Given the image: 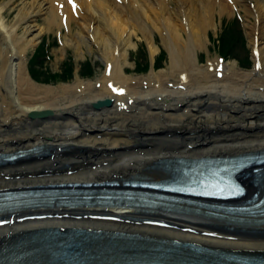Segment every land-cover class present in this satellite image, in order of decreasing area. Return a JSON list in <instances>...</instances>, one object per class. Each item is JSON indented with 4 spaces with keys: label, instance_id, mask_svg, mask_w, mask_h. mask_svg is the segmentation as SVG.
I'll return each instance as SVG.
<instances>
[{
    "label": "bare ground",
    "instance_id": "bare-ground-1",
    "mask_svg": "<svg viewBox=\"0 0 264 264\" xmlns=\"http://www.w3.org/2000/svg\"><path fill=\"white\" fill-rule=\"evenodd\" d=\"M70 1H0V153L35 147L47 152L0 167V191L136 176L158 180L165 172L160 161L264 151V0ZM238 5L254 19L247 25L252 68L218 58L201 65L196 51L206 49L215 16H230ZM11 10L16 12L8 20ZM38 18L44 22L37 24ZM63 25L60 52L70 45L82 57L84 49L94 48L105 64L102 77L61 87L31 78L27 51L44 32L60 33ZM155 35L169 59L159 70L153 68ZM134 37L144 40L151 59L142 77L125 72ZM99 100L111 105L95 109ZM45 110L51 113L45 120L28 118ZM72 231L99 240L133 238L264 255V222L105 206L0 214V254L29 238Z\"/></svg>",
    "mask_w": 264,
    "mask_h": 264
},
{
    "label": "rangeland",
    "instance_id": "rangeland-1",
    "mask_svg": "<svg viewBox=\"0 0 264 264\" xmlns=\"http://www.w3.org/2000/svg\"><path fill=\"white\" fill-rule=\"evenodd\" d=\"M0 1H5V0H0ZM250 4V3H249ZM254 4V2L251 3V6ZM232 14L230 16L228 15H223L219 17L218 15L215 16V21H216V28L214 30L208 29L207 30V35H208V42L206 43V49H199L197 50L196 55H197V60L198 63L201 65H204L208 59H215L218 58L219 56H222L218 54L217 52L219 51L217 49L218 43H217V37L219 34H221L223 28H233L236 26L238 30L241 31L243 38L241 40L237 41L236 43H240L236 46L233 47L232 51L230 52L229 57L223 58L225 59L224 63H230L236 61V65L238 68L243 69L245 71H248L252 68L253 61L251 59V45L249 42V34H248V27L247 25L253 24L254 19L253 17H248V19L244 16L243 9H241V5H238L235 8L230 9ZM16 10H11L7 11V19H12L13 15L15 14ZM36 21L37 24L43 23V19L41 18L37 19ZM233 24L234 26H231ZM62 30L60 33L57 32L55 28H51L47 32H44L42 36L39 38V42L31 49L27 51L26 58H27V69H30L31 72L35 70L38 74L35 76L38 78V82L33 78V80L39 84V85H50V86H58L61 87L62 85L66 84H73L77 83V81L81 82H87L89 81H96V79L102 77L104 75V69H105V64L103 60L100 58V55L98 52L93 48L91 50V53L87 50L84 49V53L82 57L77 56V52L74 49V47L67 45L66 48L64 49L65 51L61 53L60 49L62 48L63 45V34L66 32V28L61 27ZM73 26H72V32H74ZM263 37H264V27H263ZM42 38L48 40V42L51 44L49 49L43 53L40 52L38 55V58H40L38 62V65L36 63L28 62L31 54L33 53L36 49V47L42 42ZM156 40V44L158 46V53L155 54L154 56V61H155V67H153L156 70L162 69L166 66L168 63V51L163 48L162 44L160 43V37L157 35L154 36ZM264 41V38H263ZM133 43L135 44L134 50L129 49L128 52V59H127V65L125 66V72L127 73L126 75L128 76H135V77H142L143 75H146L150 72L151 69V59L149 55V51L147 49L146 43L142 38H136L134 37ZM264 46V42H263ZM42 54V55H41ZM158 55H161L163 57L162 61H160L161 57ZM47 56L48 58H46ZM88 59L87 61L85 59ZM249 62V66H247L244 61L245 59ZM37 61V59H35ZM88 63V65H86ZM42 64V65H41ZM91 64V65H90ZM145 64V65H143ZM82 66V70L79 71V66ZM145 66V67H144ZM92 68L91 71H89V68ZM88 70L86 71V69ZM48 73L49 75H53L55 78L53 82H47L48 78L46 77V74L43 73V70ZM73 70L72 74L70 75L67 70ZM85 70V71H84ZM43 74H42V73ZM58 73V74H57ZM65 73L67 75L63 76ZM85 74V75H83ZM36 78V79H37ZM40 81V82H39ZM203 106V105H201ZM201 107L202 109L205 108ZM207 109V108H206ZM230 133V134H229ZM235 132L231 133L228 132L224 134L225 136H231ZM222 137L221 134H216ZM244 135L246 136H251V134L245 133ZM233 136V135H232ZM240 138V137H238ZM213 139V138H212ZM163 174V173H162ZM32 187V186H31Z\"/></svg>",
    "mask_w": 264,
    "mask_h": 264
},
{
    "label": "trees",
    "instance_id": "trees-1",
    "mask_svg": "<svg viewBox=\"0 0 264 264\" xmlns=\"http://www.w3.org/2000/svg\"><path fill=\"white\" fill-rule=\"evenodd\" d=\"M231 26H234V25L231 24ZM221 32L222 33L218 36V40H217L219 54H221L224 57H229L230 52L232 51L233 47L241 43V42L236 43L237 41L241 40V38H242L241 31H239L236 28V26H234L233 28H229V27L223 28V30ZM245 63H247L246 60H245ZM86 65H88V63ZM143 65H145V64H143ZM88 68L86 69V71L88 70ZM89 70H90V68H89ZM67 72L70 74L69 69L67 70ZM32 73L38 74L35 70H33ZM65 75H67V73H65L63 76H65ZM46 77L49 79H52V80L55 79L53 76H46Z\"/></svg>",
    "mask_w": 264,
    "mask_h": 264
},
{
    "label": "water",
    "instance_id": "water-1",
    "mask_svg": "<svg viewBox=\"0 0 264 264\" xmlns=\"http://www.w3.org/2000/svg\"><path fill=\"white\" fill-rule=\"evenodd\" d=\"M110 105V103H108L107 101L105 102H99L97 103V105H94V108L95 109H100L101 107H108ZM50 111L48 110H45L43 112H34V113H30L29 114V118H31L32 120L34 119H45V118H48L49 115H50ZM171 208H173L172 210L173 211H181V210H185V211H190V209L187 210V208H184V207H176V206H170V208L168 210H170ZM195 213H198V211H195ZM204 215V214H203Z\"/></svg>",
    "mask_w": 264,
    "mask_h": 264
}]
</instances>
